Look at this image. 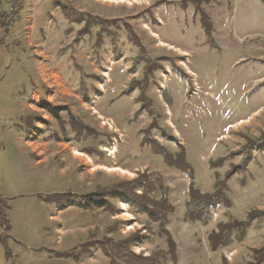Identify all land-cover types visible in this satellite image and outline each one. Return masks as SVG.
I'll list each match as a JSON object with an SVG mask.
<instances>
[{"label":"rangeland","instance_id":"rangeland-1","mask_svg":"<svg viewBox=\"0 0 264 264\" xmlns=\"http://www.w3.org/2000/svg\"><path fill=\"white\" fill-rule=\"evenodd\" d=\"M8 1L0 0V10H9ZM61 1L82 14L132 27L146 55L163 67L148 91L162 114L160 123L185 148L196 187L213 193L216 174L225 179L241 165L242 156L230 157L246 145V137L264 135V0ZM54 2L24 0L22 77L14 69L0 85V198L8 206L11 226L8 231L0 222V264H114L101 245L83 249L86 255L77 261L50 252H76L90 240L129 238H139L131 247L135 255L173 264L158 224L124 202L113 201L109 210L66 207L60 212L61 205L41 200L64 202L51 198L66 192L100 193L142 175L161 180L168 189L175 213L167 229L176 243L177 264H222L224 258L228 264H249L252 251L264 247L263 225H255L243 243L216 253L209 248V236L220 222L244 221L252 211H264V152H253L246 171L228 180L230 209L212 211L207 227L187 222L188 178L141 146V131L151 119L138 113L139 92L127 94L132 80L144 79V64L136 66L138 48L122 32L117 56L107 38L97 55L98 29L77 42L81 27L67 35L66 20ZM201 12L208 16L212 40L201 28ZM3 62L0 58V79ZM84 86L92 90L91 103L79 94ZM41 102L68 109L104 135L97 146L105 156L84 153L83 148L94 144L78 145L69 127L68 135L58 139L61 130ZM34 117L43 121L31 132L28 120ZM156 138L177 150L158 134Z\"/></svg>","mask_w":264,"mask_h":264},{"label":"trees","instance_id":"trees-1","mask_svg":"<svg viewBox=\"0 0 264 264\" xmlns=\"http://www.w3.org/2000/svg\"><path fill=\"white\" fill-rule=\"evenodd\" d=\"M54 4L56 7L60 8L63 17L66 20L68 26L66 30L67 35L73 33L77 27H81V29L78 30L77 42L82 37L91 35L93 28L98 29L95 44V53L97 55L99 54V49L105 44L107 38L113 54L117 56L120 53L119 42L122 32L126 34L128 43L138 48L140 56L139 59L136 60V66L144 64V79L132 80L131 87L127 91V94L130 95L134 91L139 92V96L135 100V103L140 105L138 113H145L147 117L151 119V124L141 131V146L150 150L152 154L160 157L166 167L175 170L178 173L181 172L182 175L188 178L190 182L188 191L189 201L187 203L185 220L190 223L200 224L203 227H207L212 221V211L222 207L225 209L231 208L232 201L229 197L228 180L235 176L238 171H246V168L249 165L248 163H250V160L252 159L253 152H264V135L259 138L246 137V145L243 146L239 152L230 157V159H232L233 157L242 156L241 165L230 170L225 176V179H222L221 175L217 173L215 191L213 193L208 192L207 194H203L196 187L195 169L187 159L185 148L177 143V140L171 136L166 128L162 127L160 123L162 114L159 113L148 95L151 78L161 71L163 67L146 55V50L139 37L134 34L135 32L132 27L122 20L106 21L97 16L82 14L61 0H55ZM6 7L9 8L8 11L0 10V58H3V63H5L2 67L4 73L0 79V85L6 81L8 73L14 69L17 70L20 78L22 77V66L19 52L22 45L20 35V16L21 12H23L24 0H9ZM201 17V28L206 36L212 40V31L208 16L205 12H201ZM78 89L80 96L86 102L91 103L92 90H88L85 86L83 89ZM40 108L57 122L61 130V134L59 135L58 133L57 135L58 139H60V136L65 137L68 135V129L65 130V127H69L70 132L74 135V140L78 145H84L87 141H92L94 144L91 148H83L84 153L88 154L91 158L105 156V154L100 152L97 146L98 143H103L102 138H104V135L100 132L85 124L79 117L66 108H59L57 106L53 107L47 102H41ZM64 112L66 113L62 114ZM41 121L43 120L39 117H34L31 118V120H28L29 131L32 132L33 130H36V123ZM157 134L161 139L165 140L167 144L176 145L177 150L173 152L165 145H162L159 139L156 138ZM56 196H52L51 199L62 198L64 202L59 200L48 201L47 199L42 198L41 200L42 202L51 205H61L60 212L64 211L66 207H75L82 211L109 210L114 207L112 204L113 201L126 203L134 209V213L145 215L153 223L158 224L160 234L167 237L172 262L173 264H177L178 255L176 243L173 241L171 234L167 229L170 218L175 213V208L169 202L168 189L163 185L161 180H153L151 175H142L134 181L121 182L111 188L105 189V191H101L100 193L84 195L66 192L64 195ZM7 210L8 206L6 201L0 198V222L6 230L10 231L11 226L7 218ZM255 225L264 226V211H252L244 221L231 219L228 222H220L217 226V230L211 232L209 236V248L211 252L216 253L220 250L236 246V244L243 243L246 240L248 233ZM1 240L3 247L6 250L7 259L11 260L13 255L7 246V240L5 237L1 238ZM136 241H139V238H129L122 242H117L112 239H106L99 242H92L90 240L88 243L79 247L76 252L50 253L54 254L61 260L72 259L77 261L80 257L86 255V252H84L83 249L89 250L88 248L101 245V249L105 256L114 262V264H163L159 259L154 260L152 257L144 258L135 255L131 250V247ZM89 243H93V245H89V247L87 245ZM251 258L249 264H264V247L259 250H253ZM222 264H228L225 258L222 260Z\"/></svg>","mask_w":264,"mask_h":264},{"label":"bare ground","instance_id":"bare-ground-1","mask_svg":"<svg viewBox=\"0 0 264 264\" xmlns=\"http://www.w3.org/2000/svg\"><path fill=\"white\" fill-rule=\"evenodd\" d=\"M209 96H212L211 94H209Z\"/></svg>","mask_w":264,"mask_h":264}]
</instances>
